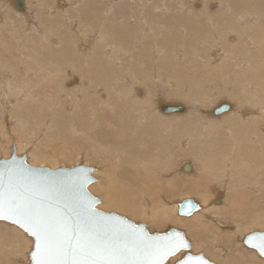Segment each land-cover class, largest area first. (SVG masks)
Returning <instances> with one entry per match:
<instances>
[{"label": "bare ground", "instance_id": "bare-ground-1", "mask_svg": "<svg viewBox=\"0 0 264 264\" xmlns=\"http://www.w3.org/2000/svg\"><path fill=\"white\" fill-rule=\"evenodd\" d=\"M47 1L0 0V121L19 124L23 134L38 125V133L50 130L65 142L74 136L89 141L104 161L88 185L103 195L96 208L153 223L161 217L211 227L213 250L229 261L225 241L217 240L231 244L243 219L264 223V0ZM30 2L41 13L44 7V21ZM70 7L76 10L72 18ZM65 69L71 88L67 77L61 79ZM158 81L165 85L161 91ZM179 85L192 94L178 95ZM222 95L237 102L203 105ZM222 103L230 108L214 114ZM163 105L183 109L165 112ZM177 146L185 148V159L175 164L171 151ZM195 197L200 210L179 215V203ZM32 242L19 226L0 220V264H31ZM185 251L165 264L180 261ZM243 254L230 260L253 264Z\"/></svg>", "mask_w": 264, "mask_h": 264}, {"label": "snow or ice", "instance_id": "snow-or-ice-1", "mask_svg": "<svg viewBox=\"0 0 264 264\" xmlns=\"http://www.w3.org/2000/svg\"><path fill=\"white\" fill-rule=\"evenodd\" d=\"M0 219L19 224L34 238L33 264H164L165 256L187 246L182 239L157 243L102 219L91 203L62 198L30 171L0 172ZM260 252L264 255V244ZM198 264L209 262L200 257Z\"/></svg>", "mask_w": 264, "mask_h": 264}, {"label": "rangeland", "instance_id": "rangeland-1", "mask_svg": "<svg viewBox=\"0 0 264 264\" xmlns=\"http://www.w3.org/2000/svg\"><path fill=\"white\" fill-rule=\"evenodd\" d=\"M31 1V0H30ZM33 1H35V0H33ZM49 1L50 0H48L47 2H48V4H50L49 3ZM74 0H71V2L70 3H72V4H74L75 3V1L73 2ZM117 1L118 0H116L115 1V5L117 4ZM119 1H122V0H119ZM184 1V0H183ZM186 1V0H185ZM105 2V3H104ZM104 4H106L108 1L107 0H104ZM32 3L33 2H30V4H31V6L32 7H34L33 9L35 10V8L37 9V10H33L32 8H31V10L32 11H34L35 13H36V15H37V11H38V5L35 7V6H33L32 5ZM109 3V2H108ZM213 2H211L210 3V5L212 4ZM33 4H35V3H33ZM48 4H46V6L48 5ZM71 4V5H72ZM119 4V3H118ZM214 4V3H213ZM13 5V4H12ZM11 5V7H14V6H12ZM70 5V6H71ZM48 7V6H47ZM51 6H49V8H50ZM49 8L47 9L48 11H49ZM70 9V11L68 12V14H67V16H68V18H72L75 14H76V10H74V9H72V7H70L69 8ZM68 9V10H69ZM12 9H10V11H11ZM46 10V12H48ZM156 11H158L159 12V10H156ZM38 12H40L37 16H38V19L37 20H42V21H44L48 16H46V14L44 13V7H43V13H41V11H38ZM59 12V11H58ZM71 12V13H70ZM157 12V13H158ZM160 13V12H159ZM11 14V13H10ZM59 19V18H58ZM86 30H88V29H86ZM73 32H74V30H73ZM75 34V33H74ZM76 35H77V40H78V42L80 41V48L83 46V47H85L84 45V41L80 38L79 39V35L78 34H75V37H76ZM15 42V41H14ZM92 45H93V43H92ZM64 63H66V62H64ZM64 65H66V64H64ZM21 67V66H20ZM62 67H64V66H62ZM66 74V75H65ZM64 77H67V78H65V79H67V81H66V86L65 87H68V88H71V86L70 85H72V83H71V80H72V78L69 76V73H68V70L67 69H65V72H64V74H63V72H62V80L64 79ZM64 79V80H65ZM63 80V81H64ZM77 80V78H75V81ZM174 80V79H173ZM167 81V80H166ZM170 80H168V82H169ZM159 83H157V85H158V87H161V89H159V88H157V90L158 91H161V90H163L165 87V85L164 84H162L161 82L162 81H158ZM171 82V81H170ZM169 82V83H170ZM174 82H176L175 80L173 81V83ZM76 83H77V81H76ZM76 83H74V84H76ZM168 83V84H169ZM167 84V85H168ZM171 84V83H170ZM169 84V85H170ZM175 84V83H174ZM160 85V86H159ZM164 85V86H163ZM176 87V86H175ZM178 87V86H177ZM179 87H181V88H179L178 89V91H177V93H178V95H179V93H181V92H183L184 93V95L186 94V95H190V94H192V93H190L189 92V90L188 89H186V87L184 86V87H182L181 85H179ZM183 89V90H182ZM186 89V90H185ZM188 90V91H187ZM173 91H175L176 92V90H173ZM176 93V94H177ZM188 93V94H187ZM194 93H196V92H194ZM197 95V94H196ZM171 96H173V95H171ZM222 96H227V95H222ZM221 96V98L219 97L218 99H216L215 101L213 100L212 101V99L211 98H209L208 100H206V103H204L203 105H205V108H210L211 106H212V104H211V102H217L218 100H230V98H231V101H233V102H237L231 95H229V96H227V97H222ZM173 97H178L177 95H175V96H173ZM198 95H197V99H198ZM201 97V96H200ZM199 97V99H200V101H198V102H201V98ZM169 99V98H168ZM175 100V99H174ZM172 101V100H171ZM13 102V101H12ZM69 102V103H68ZM172 102H175V101H172ZM180 102V101H179ZM210 102V103H209ZM66 103H68V105H71V102L67 99V101H66ZM65 103V104H66ZM213 103V104H214ZM67 105V106H68ZM0 110H2V109H0ZM173 113V112H172ZM15 115V114H14ZM16 117V116H15ZM6 122V121H5ZM5 122L4 121H0V127H1V129H0V159L1 158H10L11 157V155H12V153H13V149L15 148L16 149V151H17V156H22V155H26V158H28L27 159V163L29 162V161H31V160H36V158L38 159V160H36V162H40L41 163V161L43 162V163H45V165L47 166V167H49V165H56L57 167L56 168H60V167H63V168H73V167H75V166H77V165H81V164H84L85 166H88V167H92L93 168V171H92V176L94 177V178H97L94 174H93V172L96 170V169H98V167H101V163L103 162L104 163V161L103 160H101V157H100V155L98 154V157H97V151L95 152V150L93 149V147L92 146H89L90 144H89V141L87 142V140H84V139H82L81 137H79V138H77V136H74L75 137V139H70V137H69V141H66L65 142V139H64V135H58L57 136V134H53V132H50V130H47V134L45 133V132H42V133H45L46 135H43V134H41V132H37L36 130H39L40 131V129L41 128H39V126L38 125H30V126H27L28 128H30V129H26V127H24L25 129H26V132L28 133V135H27V133L25 132V130H24V133H26V134H23L22 132H23V129L21 130V128H20V125L19 124H17V125H15L14 124V122L13 121H10V122H8V123H6V125H5ZM13 122V123H12ZM10 124V125H9ZM4 126V127H3ZM17 126V127H16ZM31 126H32V128H31ZM38 126V127H37ZM3 127V128H2ZM34 127V128H33ZM36 127V128H35ZM5 128V129H4ZM15 128V129H14ZM39 128V129H38ZM17 129H19V130H17ZM31 129H33V132H36V134L35 133H33L32 132V130ZM29 132H28V131ZM30 130H31V132H30ZM10 131H12V132H10ZM19 131V132H18ZM20 131H22V132H20ZM15 132V133H14ZM50 132V133H49ZM5 133H6V135L7 136H5ZM20 133L22 134V135H20ZM29 134H30V136H29ZM33 136H32V135ZM38 134V135H37ZM55 135L54 136V138H52V135ZM4 135V136H3ZM22 136V137H20V136ZM27 136V138L29 139V141H27L28 139H26L25 137ZM25 136V137H24ZM36 136V137H35ZM43 136H44V138H43ZM47 136V137H46ZM19 137V138H18ZM50 137V139H51V143H50V141H49V138ZM18 138V139H17ZM25 138V139H24ZM38 138H39V140H38ZM45 138H47V139H45ZM55 138H56V140H55ZM60 138V139H59ZM62 138V139H61ZM20 139H24L23 141L22 140H20ZM54 139V141H52ZM64 139V140H63ZM45 140V141H44ZM47 140V141H46ZM82 140V141H81ZM84 140V141H83ZM29 142L28 144H29V146H27V142ZM63 143H62V142ZM25 142V143H24ZM54 142V143H53ZM45 143V144H44ZM64 143H66V145L68 146V149H67V146L66 147H63V146H65L64 145ZM20 144H25V145H23V147L24 146H26V148L24 147L23 149H21V146H20ZM48 144H50V147L48 146ZM58 145V146H53V145ZM85 145V146H84ZM20 146V147H19ZM38 146V147H37ZM52 146V147H51ZM70 146V147H69ZM173 146H174V144H173ZM41 147V148H40ZM72 147V148H71ZM185 147H187V146H185ZM35 148V149H34ZM48 148V149H47ZM58 148V153L56 152V150L55 149H57ZM39 149V150H38ZM42 149V150H41ZM43 149H44V151H43ZM49 149H51V150H49ZM60 149V150H59ZM86 149V150H85ZM180 148H178V146L177 147H174V149L171 151L172 153H171V155H172V158H171V163H175V164H178V163H180L181 161H182V159H185V157H183L181 154H184L185 153V148H182V150L180 149ZM41 150V151H40ZM63 150V155L61 154V152L60 151H62ZM7 151V152H6ZM34 151V152H33ZM49 151V152H48ZM53 151H55L56 153L54 154V152ZM65 151V152H64ZM87 151V152H86ZM10 152V153H9ZM93 152V153H92ZM178 152V153H177ZM37 153V154H36ZM43 153V154H42ZM44 153H45V155H44ZM48 153H50L51 155H52V157H55V156H57V160H56V158H52L51 156H50V154H48ZM53 153V154H52ZM36 154V155H35ZM66 154V155H65ZM89 154V155H88ZM54 155V156H53ZM89 157H88V156ZM32 156V157H31ZM41 158H40V157ZM46 156V157H50L51 159L49 160L48 158H47V160H45L46 158H44V157ZM58 156H59V158H58ZM65 156V157H64ZM87 156V157H86ZM36 157V158H35ZM39 157V158H38ZM42 157H43V159H42ZM64 157V158H63ZM86 157V158H85ZM90 157H91V160H92V162H91V160H90ZM94 157V158H93ZM98 158V159H97ZM174 158V159H173ZM31 159V160H30ZM89 159V160H88ZM191 160V157H186V160ZM39 160H41V161H39ZM49 160V161H48ZM54 160H56V161H54ZM88 160V162L89 163H87L86 161ZM179 160V161H178ZM97 161V162H96ZM102 161V162H101ZM175 161V162H174ZM51 162V163H50ZM38 163H36V165L35 164H32L31 163V165H35V166H40ZM53 163H55V164H53ZM93 163H95V164H93ZM98 163V164H97ZM102 163V164H103ZM28 164H30V163H28ZM93 164V165H92ZM103 166H104V164H103ZM95 169V170H94ZM182 172H184L183 171V169H182ZM185 173V172H184ZM183 179L182 178V176H178V179ZM92 184V183H91ZM89 188V187H88ZM91 192V194L92 195H94L95 197H98V198H100L101 199V201H102V197H103V195H102V193L100 194V193H96V194H94V193H92V191H90ZM196 196V195H195ZM198 201V203H199V201H200V199H198L197 197H195ZM194 199V198H193ZM195 199V200H196ZM100 204V203H99ZM107 209V210H106ZM105 209V212H107V211H109V212H114V213H117L118 215H120V213L122 214V215H120V216H124V217H126L127 219H129V220H132L136 225H138V224H144L145 226H146V229L150 232V233H155V232H157V233H164V232H166L167 230H169V228H175V229H177V230H180V231H182L184 234H185V237H186V239L190 242V245H191V249L190 250H188V251H185V252H190V253H192V254H194V255H197V254H203V256L208 260V261H210V262H212V263H215V264H238V263H236L235 261H237L240 257H241V255L243 254L242 252H245V254H243V255H248V256H245L246 258H245V261H247V259H249V260H251L252 261V263L254 264V261L256 262L257 260H259V261H257L256 263H258V264H260V262L261 263H264V260H263V257H262V259H261V256L258 254V252L255 250V249H252V248H249V247H247L244 243H243V240H244V238H245V236L246 235H248V234H250V233H252V232H257V231H262V229H263V231H264V223H261V225L259 224H257L258 226H256V224L254 223V224H250V222L249 221H247L246 222V220H242L241 221V224H240V228L237 230V232H236V230L234 229L233 231H235L236 233H237V236L231 241V244L228 242V240H226V238H223V239H221V240H217L218 242H219V244H222L223 243V241H225L224 243H223V245H225V248L226 247H228L227 249H228V251H229V254H230V259H233L234 258V256H235V258L236 259H233V260H235V261H233V260H230L229 259V261H226V258H223V257H219V255H216L217 254V252L215 251V250H213V247L211 246V245H213V242L214 241H212V236L213 235H215V233L214 232H212L214 229L213 228H200V227H197V226H195L194 224L192 225V222H191V224H189V223H185V224H180V223H176V221L175 222H173L172 221V219L171 220H169V221H166L165 220V222L164 221H161V217H159V219L158 220H160V222H158V221H156V222H152V220L151 219H146L145 217H142V219L141 218H134L133 216H131L130 214H127V213H122L121 211H120V213H119V211L118 210H116L115 208H113V207H111V208H106ZM179 217V215L177 214L176 215V217ZM142 221H141V220ZM137 220H140V222H138ZM147 220H149V221H147ZM151 220V221H150ZM243 221H245V222H243ZM158 222V223H157ZM167 222V223H166ZM148 223H151V224H148ZM163 223H165V225L163 224ZM161 224V225H160ZM177 224V225H176ZM246 224V225H245ZM249 224V225H248ZM158 225V226H157ZM160 225V226H159ZM242 225H244V226H248L247 227V230L250 232H248V231H246V227L244 228ZM252 225V226H251ZM177 226H179V227H177ZM183 226H187V227H183ZM260 226V227H259ZM165 227V228H164ZM249 227H250V230L251 229H253V230H249ZM256 227V228H255ZM162 228V229H161ZM191 228V229H190ZM198 228V229H197ZM245 229V231L243 230V229ZM150 229H152V230H150ZM154 229V230H153ZM205 229H207V230H205ZM213 229V230H212ZM257 229H259V230H257ZM240 230L242 231V232H240ZM198 231V232H197ZM244 231V232H243ZM211 232V233H210ZM245 232H246V234H245ZM26 233V232H25ZM203 233V234H202ZM27 234V233H26ZM205 234V235H204ZM209 234V235H208ZM240 234H242V236L240 235ZM28 235V234H27ZM193 235V236H192ZM240 235V237H238ZM195 236V237H194ZM199 237V238H198ZM208 237V238H207ZM211 237V238H210ZM209 238H210V240H209ZM30 239V238H29ZM198 239V240H197ZM207 239V240H206ZM239 239H243V240H239ZM236 240V242H234ZM31 241V240H30ZM197 241V242H196ZM233 242V243H232ZM238 242V243H237ZM235 243V244H234ZM236 244H238V245H236ZM198 245H200V246H198ZM209 245V246H208ZM234 245V246H233ZM236 245V246H235ZM32 246H33V242H32ZM197 247V248H196ZM211 247V248H210ZM236 248V249H235ZM239 248V249H238ZM245 248L247 249V250H245ZM207 249V250H206ZM208 249H209V251H208ZM211 249V250H210ZM232 249V250H231ZM233 249H234V251H233ZM242 249H244V251H240V250H242ZM249 249V250H248ZM194 250V251H193ZM237 250V251H236ZM239 250V251H238ZM251 250V251H250ZM207 251V252H206ZM235 251H236V253H235ZM252 251H254L255 252V255L253 254V255H251V253H253ZM209 252H210V254H209ZM216 252V253H215ZM233 254H232V253ZM257 252V253H256ZM212 253L213 254H215L216 256H213L212 255ZM249 255H250V257H249ZM28 256H29V254H28ZM27 256V257H28ZM257 256H258V258H257ZM233 257V258H232ZM259 257H260V259H259ZM223 258V259H222ZM253 259V260H252ZM169 260V259H168ZM220 260V261H219ZM224 261V262H223ZM231 261H233V262H231ZM167 263H168V261H167ZM247 263H249V261H247ZM255 263V264H256Z\"/></svg>", "mask_w": 264, "mask_h": 264}, {"label": "water", "instance_id": "water-1", "mask_svg": "<svg viewBox=\"0 0 264 264\" xmlns=\"http://www.w3.org/2000/svg\"><path fill=\"white\" fill-rule=\"evenodd\" d=\"M230 108V105L227 103H222L218 107L214 109V114H220L224 111H227ZM163 111L165 112H173V111H181L183 108L179 105H163ZM185 170H189L190 166L186 164L184 166ZM30 171L31 174L41 180L47 181L54 188V190L59 194L62 198H68L75 200L78 197L84 199L85 201L91 203L93 209L100 213V218L110 219L114 223L120 224L125 228L134 229L137 233L147 234L157 243H167L169 241H175L178 239H182L187 246H181L179 250L170 253L169 255L164 257V264L166 261L173 255L177 254L179 251L190 250L191 245L190 242L186 239L185 234L177 230L175 228H169L164 233H150L144 224L136 225L132 220L127 219L124 216H120L114 212H105L96 208L97 204L101 202V199L95 197L88 190V185L92 182L96 181V178L92 176V167L85 166L84 164L77 165L73 168H56L55 170L45 166H33L27 163L26 155L17 156V151L14 148L13 153L10 158H1L0 159V172H9V171ZM84 193L87 195L85 196ZM94 201V203H92ZM201 206L196 200L193 198H189L183 200L179 203L178 213L181 216H191L194 212L200 210ZM2 221H6L12 224L19 226L23 231H25L29 236H31L25 229H23L19 224L13 223L11 220L0 219ZM179 234V236H177ZM32 237V236H31ZM33 238V237H32ZM34 239V238H33ZM251 240V243H249ZM244 243L246 246L254 248L257 250L258 254L264 258V255L260 252V245L264 244V231L252 232L245 236ZM252 245H256L253 247ZM34 251V243L33 248L30 252L31 264H33L31 253ZM191 257L190 264H198V258L202 257L204 260H207L203 254L194 255L190 252H187L186 255L175 264H182L183 261H186ZM208 261V260H207ZM209 264H215L208 261Z\"/></svg>", "mask_w": 264, "mask_h": 264}]
</instances>
